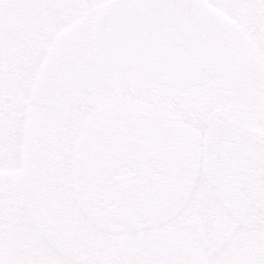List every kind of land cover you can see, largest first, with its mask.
I'll return each instance as SVG.
<instances>
[{
    "label": "snow or ice",
    "instance_id": "1",
    "mask_svg": "<svg viewBox=\"0 0 264 264\" xmlns=\"http://www.w3.org/2000/svg\"><path fill=\"white\" fill-rule=\"evenodd\" d=\"M0 264H264V0H0Z\"/></svg>",
    "mask_w": 264,
    "mask_h": 264
}]
</instances>
